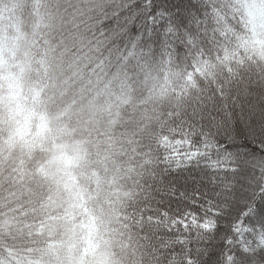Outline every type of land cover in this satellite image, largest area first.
Here are the masks:
<instances>
[{
	"label": "trees",
	"instance_id": "1",
	"mask_svg": "<svg viewBox=\"0 0 264 264\" xmlns=\"http://www.w3.org/2000/svg\"><path fill=\"white\" fill-rule=\"evenodd\" d=\"M153 4L168 12L149 15ZM263 21L264 0H0V47L15 41L35 65L50 101L64 106V127L102 102H141L172 87L184 107L208 105L212 115L235 109L225 128L212 123V136L185 138L202 147L171 160L148 197L133 190L125 195L165 259L95 227L107 264H239V249L264 247V221L252 211L264 192V168L255 163L246 176L234 177L227 155L264 157L258 135L264 126ZM169 185L185 194L174 198ZM153 194L160 200L149 199ZM192 204L199 208L190 211ZM79 227L59 229L73 264Z\"/></svg>",
	"mask_w": 264,
	"mask_h": 264
},
{
	"label": "rangeland",
	"instance_id": "2",
	"mask_svg": "<svg viewBox=\"0 0 264 264\" xmlns=\"http://www.w3.org/2000/svg\"><path fill=\"white\" fill-rule=\"evenodd\" d=\"M260 82L264 83V77ZM234 110L229 108L226 113L229 116ZM212 111L208 105L184 107L174 87L154 90L141 102L120 97L91 107L82 119L64 127L65 132L79 137L75 141L78 174L73 173L72 184L63 173L44 166L36 144H18L3 137L1 264H21L22 257H27L25 264H73L62 248L67 236L59 229L60 224L68 225L77 215L90 218L95 227L131 249L165 259L148 238L142 214L125 200V195L133 190L147 196V191L161 185V171L171 160L199 150L202 146L188 145L194 142L185 138L212 136L215 128L207 118ZM39 149L44 151L42 144ZM80 197L88 201L84 203ZM150 198L160 200V195Z\"/></svg>",
	"mask_w": 264,
	"mask_h": 264
},
{
	"label": "clouds",
	"instance_id": "3",
	"mask_svg": "<svg viewBox=\"0 0 264 264\" xmlns=\"http://www.w3.org/2000/svg\"><path fill=\"white\" fill-rule=\"evenodd\" d=\"M35 65H29L19 53L15 41L0 47V128L5 140L16 143H33L52 172L63 173L72 184L73 173L78 174L79 153L75 141L77 135L64 131L68 123L63 116L64 106L50 101L49 91L38 82ZM259 141L264 143V126L258 130ZM42 144L44 151H40ZM79 225L77 243L72 253L75 264H107V249L99 244L93 221L83 215L67 225ZM27 257H22L25 264ZM67 264V262H66Z\"/></svg>",
	"mask_w": 264,
	"mask_h": 264
},
{
	"label": "snow or ice",
	"instance_id": "4",
	"mask_svg": "<svg viewBox=\"0 0 264 264\" xmlns=\"http://www.w3.org/2000/svg\"><path fill=\"white\" fill-rule=\"evenodd\" d=\"M168 9L161 5H152V11L149 13L151 16H155L156 14L163 15L167 13ZM169 19H171V14L169 15ZM202 118H205L202 116ZM207 118L213 122L214 126L218 129L225 128L228 123L229 116L227 113L219 114V115H210ZM218 143V142H217ZM233 147H239L237 145H233ZM228 157H230V163L232 164L231 171L233 176L244 177L247 174L249 168H251L255 163H259L262 168H264V157L257 158L255 156H244L240 154H233L231 152H227ZM168 191H170L174 198L177 195H184L178 188H174L171 185L168 186ZM227 191V189H225ZM262 199L256 202V207L252 210L255 213L256 219L259 221H264V192L261 193ZM196 199H199V195H196ZM199 208V205L192 204L189 208L190 211L196 210ZM222 215V213L220 214ZM219 218V217H217ZM220 225H216V229L213 234L219 232ZM212 255H209V261L212 260ZM236 257L239 261V264H264V247H261L255 251H248L245 249H239L236 252Z\"/></svg>",
	"mask_w": 264,
	"mask_h": 264
}]
</instances>
